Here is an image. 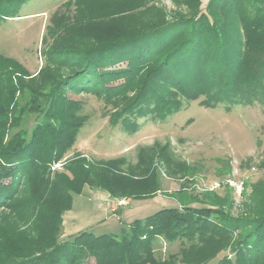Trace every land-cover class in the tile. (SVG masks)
<instances>
[{"label": "trees", "instance_id": "trees-1", "mask_svg": "<svg viewBox=\"0 0 264 264\" xmlns=\"http://www.w3.org/2000/svg\"><path fill=\"white\" fill-rule=\"evenodd\" d=\"M27 1L0 0V20L12 17L11 3ZM158 1L66 0L75 11L51 18L36 75L0 56V210L22 218L0 232V264H264L259 182L237 216L227 197L205 192L190 201L182 184L177 208L134 221L120 236L60 240L63 216L86 185L119 201L151 199L162 194L160 173L184 179L191 170L169 142L141 148L136 164L67 158L89 120L69 93L103 101L110 125L129 135L141 119L166 121L185 103L264 107V0H208L205 8L172 0L180 12L171 20ZM161 241L180 242V251L158 258Z\"/></svg>", "mask_w": 264, "mask_h": 264}, {"label": "rangeland", "instance_id": "rangeland-1", "mask_svg": "<svg viewBox=\"0 0 264 264\" xmlns=\"http://www.w3.org/2000/svg\"><path fill=\"white\" fill-rule=\"evenodd\" d=\"M207 2L202 0L203 8ZM159 5L169 20L180 12L172 0H160ZM10 9L12 17L0 20V56L16 61L36 75L45 64L44 49L51 42L47 38L48 44H43L51 18H71L75 7H66V0H28L23 5L13 2ZM68 96L83 103V114L89 120L67 158L82 153L91 163L127 158L136 164L141 148L169 142L175 156L191 170L184 179L160 173L162 194L143 200L128 198V205L123 207H118L119 200L114 201L106 191L86 185L81 194L75 195L72 210L63 216L61 241H71L82 232L120 236L134 221H144L163 209L177 208L178 198L173 196L182 184L191 196L190 201L196 197L202 202L205 192L227 197L233 204L234 216L241 213V204L247 198L244 196L251 194L254 185H264V107L258 103L237 105L231 111L224 105L207 109L199 101L185 103L181 112L166 121L141 119L140 130L129 135L121 125H110L106 117L109 109L103 101L90 94ZM67 158L52 167V175L64 171ZM9 183L7 180L6 184ZM215 184L221 188L210 190ZM192 206L198 208L201 204L192 202ZM21 221L9 209L0 210V232ZM160 245L156 255L161 259L177 254L181 248L180 242L161 241ZM227 254L222 253L216 261ZM88 264L95 262L90 260Z\"/></svg>", "mask_w": 264, "mask_h": 264}, {"label": "built area", "instance_id": "built-area-1", "mask_svg": "<svg viewBox=\"0 0 264 264\" xmlns=\"http://www.w3.org/2000/svg\"><path fill=\"white\" fill-rule=\"evenodd\" d=\"M58 167L60 166V165H57ZM55 168H56V166H55ZM54 169V168H53ZM220 187V185H217V184H215V186H213L212 188H210V190H214V189H216V188H219ZM126 206V205H128V203L125 201V200H122V201H118V207H122V206ZM115 212V211H114Z\"/></svg>", "mask_w": 264, "mask_h": 264}, {"label": "crops", "instance_id": "crops-1", "mask_svg": "<svg viewBox=\"0 0 264 264\" xmlns=\"http://www.w3.org/2000/svg\"><path fill=\"white\" fill-rule=\"evenodd\" d=\"M115 200H116V199H114V201H115ZM116 202H117V201H116ZM126 202H127V201H126ZM122 207H123V206H122ZM114 211H115V213L117 212V210H116V209H114V210H113V212H114ZM63 224H64V223H63Z\"/></svg>", "mask_w": 264, "mask_h": 264}]
</instances>
